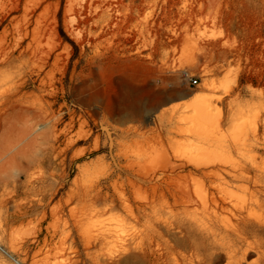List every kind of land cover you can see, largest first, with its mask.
I'll return each mask as SVG.
<instances>
[{
    "label": "rangeland",
    "instance_id": "374dc122",
    "mask_svg": "<svg viewBox=\"0 0 264 264\" xmlns=\"http://www.w3.org/2000/svg\"><path fill=\"white\" fill-rule=\"evenodd\" d=\"M221 189L264 264V0H0V264H165Z\"/></svg>",
    "mask_w": 264,
    "mask_h": 264
},
{
    "label": "bare ground",
    "instance_id": "6f19581e",
    "mask_svg": "<svg viewBox=\"0 0 264 264\" xmlns=\"http://www.w3.org/2000/svg\"><path fill=\"white\" fill-rule=\"evenodd\" d=\"M134 113L135 112H133L132 110H128L126 111L125 116L126 118L131 119L135 115ZM190 159L192 160V158ZM191 160L187 159V161H191ZM207 162H208L207 160L205 161L203 160L201 162H197L196 164L199 166V168H201L200 166L207 168V167H210V165H208V163L210 162L208 163ZM191 163H195V160H193V162L191 161ZM196 164L195 166H197ZM202 175L204 179L208 181H213V183H215L216 180L221 181L224 179L222 174H219L216 172H203ZM235 178H237V176H235ZM195 182L197 184V185L195 184L196 187L198 186L200 190L199 198H202V199L206 198L202 193L203 192L202 188L204 186L203 184L205 182H202L203 184L200 182L198 183V180ZM186 189H188V187ZM186 191L189 192L188 190ZM223 192H224V189L223 190L221 189L220 193L222 194V196L218 197V196L212 195L211 202L207 203L206 201L205 203L207 204L204 203L205 204L204 205L205 220L200 225L195 226L194 231L186 232L181 225L182 223L181 222L177 223L174 220V215H173L174 207L169 209L170 211L171 210L172 211L170 213L171 214L170 218H168L169 220L167 223V230H166L167 239H168V254L166 256L167 258L165 257L166 258L165 264H223L222 263L223 261L225 262V264H242L243 263V260L245 259L244 256H246L248 252L243 254V257L240 258L239 257V252H240L239 243L244 242L246 240L247 234L250 229L252 230H255V228L263 229V227H260L254 224H249L247 220L243 217L242 212L230 209L231 207L229 208L227 206L228 201H227V198L224 196ZM173 193L171 192L172 198L174 197V195H176V193L174 194ZM190 195L191 194H189V198L193 199L194 196L190 197ZM186 199H188V197ZM192 199H190V201H185L182 203L180 202L181 204L179 205L184 209H188V207L193 206L195 202V200H193L194 202L192 204L191 202ZM200 214H202V212ZM219 215H224V217H222L223 219H220ZM225 216H227V219L225 218ZM232 220H235L236 224H234ZM190 240H192L191 243H189ZM252 254L254 253L252 252ZM253 264H260V261L259 262L256 261Z\"/></svg>",
    "mask_w": 264,
    "mask_h": 264
},
{
    "label": "built area",
    "instance_id": "2783aa9c",
    "mask_svg": "<svg viewBox=\"0 0 264 264\" xmlns=\"http://www.w3.org/2000/svg\"><path fill=\"white\" fill-rule=\"evenodd\" d=\"M193 83H194V85H197L198 84L197 80H194Z\"/></svg>",
    "mask_w": 264,
    "mask_h": 264
},
{
    "label": "trees",
    "instance_id": "16d2710c",
    "mask_svg": "<svg viewBox=\"0 0 264 264\" xmlns=\"http://www.w3.org/2000/svg\"><path fill=\"white\" fill-rule=\"evenodd\" d=\"M242 84H245V82H244V81H242ZM254 85H256V84L254 83Z\"/></svg>",
    "mask_w": 264,
    "mask_h": 264
}]
</instances>
